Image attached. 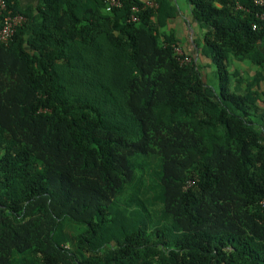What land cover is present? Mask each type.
Masks as SVG:
<instances>
[{
  "label": "trees",
  "instance_id": "1",
  "mask_svg": "<svg viewBox=\"0 0 264 264\" xmlns=\"http://www.w3.org/2000/svg\"><path fill=\"white\" fill-rule=\"evenodd\" d=\"M6 1L0 264H264V8Z\"/></svg>",
  "mask_w": 264,
  "mask_h": 264
},
{
  "label": "crops",
  "instance_id": "2",
  "mask_svg": "<svg viewBox=\"0 0 264 264\" xmlns=\"http://www.w3.org/2000/svg\"><path fill=\"white\" fill-rule=\"evenodd\" d=\"M148 3H152L151 0H144ZM22 7H34L37 5V0H18ZM164 6L169 10L171 18L169 21V30L174 31L178 38L185 43V49L189 54H195L199 56L198 50L194 44L199 36L202 35V31L197 25H192L190 22V7L188 5V11L185 13L179 6L178 0H163ZM246 71H251V66L246 67Z\"/></svg>",
  "mask_w": 264,
  "mask_h": 264
},
{
  "label": "built area",
  "instance_id": "3",
  "mask_svg": "<svg viewBox=\"0 0 264 264\" xmlns=\"http://www.w3.org/2000/svg\"><path fill=\"white\" fill-rule=\"evenodd\" d=\"M253 3L261 8H264V0H252ZM106 5V12H112L115 9L121 8V2L119 0H104ZM152 6V3H148ZM134 11H138L134 9ZM0 13L3 17L2 27L0 30V43L8 45L14 38L17 30L26 23V18L21 14H13L9 9L6 0H0ZM133 21H137V18L133 16ZM261 20L264 21V13L261 15ZM257 26H254L256 29ZM179 54H182L181 50H178ZM190 57H187L183 62L189 63Z\"/></svg>",
  "mask_w": 264,
  "mask_h": 264
},
{
  "label": "rangeland",
  "instance_id": "4",
  "mask_svg": "<svg viewBox=\"0 0 264 264\" xmlns=\"http://www.w3.org/2000/svg\"><path fill=\"white\" fill-rule=\"evenodd\" d=\"M178 3H179V6L181 7V9L183 11H185V13H187V11H188V3H187V0H178ZM197 59H198V57H197ZM198 61L202 63V62L205 61V59H202V58L199 57ZM249 65H250L249 62H246V63H235L232 66V69L233 70L239 69L245 75L244 72H246V70H247L246 67H248ZM215 71H216V68H215V66L213 64H211V66L206 70V75L208 77L209 85L210 86H213V87H217V80L214 77Z\"/></svg>",
  "mask_w": 264,
  "mask_h": 264
}]
</instances>
